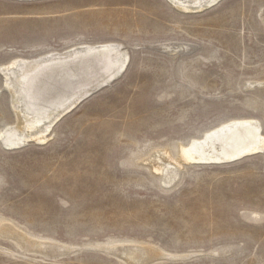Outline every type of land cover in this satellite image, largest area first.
<instances>
[{
  "label": "rangeland",
  "instance_id": "rangeland-1",
  "mask_svg": "<svg viewBox=\"0 0 264 264\" xmlns=\"http://www.w3.org/2000/svg\"><path fill=\"white\" fill-rule=\"evenodd\" d=\"M103 43L126 53L120 76L42 143H0V264H264V149L170 184L153 169L230 121L264 140V0H0L1 68Z\"/></svg>",
  "mask_w": 264,
  "mask_h": 264
},
{
  "label": "bare ground",
  "instance_id": "bare-ground-1",
  "mask_svg": "<svg viewBox=\"0 0 264 264\" xmlns=\"http://www.w3.org/2000/svg\"><path fill=\"white\" fill-rule=\"evenodd\" d=\"M168 1L182 10L194 11L217 4L220 0ZM127 62V55L118 44L103 43L80 46L64 57L47 55L32 61H13L0 67L14 112V123L0 130V143L10 149L28 142L42 143L53 123L90 91L122 73ZM99 68L103 69L100 74ZM95 71L97 74L90 78ZM260 128L258 121H230L201 139L193 140L185 147L180 146L176 158L166 154L164 165H167L153 169L160 174L161 183L170 184L179 177L182 165L231 160L264 149Z\"/></svg>",
  "mask_w": 264,
  "mask_h": 264
},
{
  "label": "water",
  "instance_id": "water-1",
  "mask_svg": "<svg viewBox=\"0 0 264 264\" xmlns=\"http://www.w3.org/2000/svg\"><path fill=\"white\" fill-rule=\"evenodd\" d=\"M31 1H32V0H31ZM120 75H121V73H120L118 76H120ZM118 76H116L115 78H117ZM115 78H114V79H115ZM110 80H113V79H110Z\"/></svg>",
  "mask_w": 264,
  "mask_h": 264
}]
</instances>
